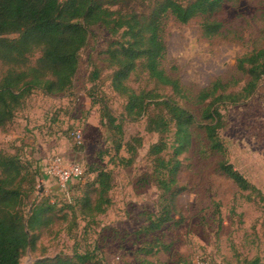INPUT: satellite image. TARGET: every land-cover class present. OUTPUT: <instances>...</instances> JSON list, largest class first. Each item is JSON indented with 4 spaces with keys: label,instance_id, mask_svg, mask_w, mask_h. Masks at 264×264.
Here are the masks:
<instances>
[{
    "label": "rangeland",
    "instance_id": "374dc122",
    "mask_svg": "<svg viewBox=\"0 0 264 264\" xmlns=\"http://www.w3.org/2000/svg\"><path fill=\"white\" fill-rule=\"evenodd\" d=\"M143 6L134 7L143 10ZM219 19L223 28L214 37L203 35L202 17L187 23L172 15L165 20L163 66L180 80L189 96L178 98L180 104L198 117L209 101L200 104L197 95L215 82L225 86L217 94H241L249 77L238 68V60L264 47V0L228 2ZM114 38L105 28L94 27L81 51L72 87L57 97L34 90L14 120L0 128V150L17 154L38 172L36 191L25 212H30L32 202L56 203L48 213L51 224L34 231L36 243L25 250L21 263L35 264L57 255L71 257L76 252L88 253L90 264H143L145 260L154 264H250L255 258L264 262V78L249 97L240 95L236 101L217 103L224 118L219 132L227 147L225 156L210 150L203 130L197 127L193 145L179 155L183 190L175 223L148 235L144 226L158 210L160 195L149 147L160 136L146 130V117L137 121L127 117V100L112 87L113 69L105 51ZM39 56L35 53L32 61ZM95 70L100 77L94 81ZM129 84L171 95L170 89L156 85L142 71L132 75ZM97 100L106 102L117 123L123 124L124 144L142 138L132 165L122 163L120 158L131 155L125 146L116 150L119 136L103 123V106ZM79 130L81 143L74 136ZM57 157L61 161L56 173L79 164L83 179L62 186L51 169ZM222 160L231 162L260 192L241 190L220 170ZM100 169L113 175L108 193L111 203L104 212L90 215L82 199L86 194L92 202L96 199L92 183ZM150 248L152 253H147Z\"/></svg>",
    "mask_w": 264,
    "mask_h": 264
},
{
    "label": "trees",
    "instance_id": "16d2710c",
    "mask_svg": "<svg viewBox=\"0 0 264 264\" xmlns=\"http://www.w3.org/2000/svg\"><path fill=\"white\" fill-rule=\"evenodd\" d=\"M238 0H0V128L10 124L23 100L34 90L53 97L63 95L73 85L80 66V54L89 42L94 27H103L115 38L106 53L108 66L113 69V89L127 100V117L137 121L146 117V130L159 134L149 147L153 161V180L160 191L158 210L149 215L144 232L154 235L167 225L175 223L177 201L183 188L179 184L181 160L179 155L194 143L197 127L204 133L210 150L223 156L227 147L220 136L224 118L217 103L236 101L242 95L249 97L264 78V47L257 48L238 60V68L249 79L240 94L222 93L225 86L215 82L197 95L200 104H208L198 117L178 98L188 94L178 78L170 75L163 66L166 52L164 39L165 20L170 15L183 23L202 17V31L206 37L221 33L223 22L219 13L228 2ZM144 5L143 10L134 6ZM116 7V8H114ZM39 52L35 62L32 56ZM142 71L149 80L168 88L171 95L163 96L155 89H135L129 84L132 75ZM100 77L95 70L93 80ZM103 106L102 121L119 137L116 150L125 146L130 157L120 158L132 165L142 145L141 137L123 143V124L108 104ZM173 149L172 154L166 152ZM220 170L244 191L260 190L228 160H222ZM38 172L32 170L17 154L0 150V264H22L25 250L34 246V231L48 227L50 213L56 206L51 201L32 202L27 214L24 210L36 191ZM113 175L106 169L98 170L92 183L97 197L92 202L89 194L82 199L90 215L102 213L110 205ZM158 239V237H156ZM156 245V242H151ZM169 250V248L165 247ZM153 248L146 250L152 253ZM88 253L76 252L73 256L57 255L44 258L35 264H90ZM143 264H154L144 261ZM250 264H264L255 258Z\"/></svg>",
    "mask_w": 264,
    "mask_h": 264
},
{
    "label": "built area",
    "instance_id": "2783aa9c",
    "mask_svg": "<svg viewBox=\"0 0 264 264\" xmlns=\"http://www.w3.org/2000/svg\"><path fill=\"white\" fill-rule=\"evenodd\" d=\"M74 136L77 139L78 143L82 142L83 135L82 132L76 131L74 132ZM61 159L59 157L56 158L54 164L51 166L52 172L55 174L57 167L60 165ZM58 180L62 186H66L68 183L77 180L81 181L84 177V171L79 164L66 166L61 168L58 173H56ZM197 264H206L204 262H198Z\"/></svg>",
    "mask_w": 264,
    "mask_h": 264
}]
</instances>
